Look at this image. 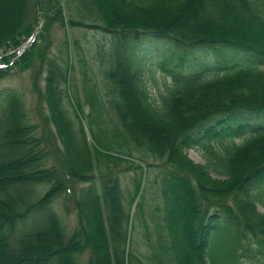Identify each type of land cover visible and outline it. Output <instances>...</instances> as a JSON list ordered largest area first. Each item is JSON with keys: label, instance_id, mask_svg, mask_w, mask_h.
<instances>
[{"label": "trees", "instance_id": "1", "mask_svg": "<svg viewBox=\"0 0 264 264\" xmlns=\"http://www.w3.org/2000/svg\"><path fill=\"white\" fill-rule=\"evenodd\" d=\"M74 28L110 36L96 52L104 85ZM150 56L170 78L157 97ZM27 71L32 112L19 90L0 94V264H264V0H0V81ZM150 158L162 206L148 220ZM68 204L73 230L57 208ZM137 215L148 263L132 245Z\"/></svg>", "mask_w": 264, "mask_h": 264}, {"label": "rangeland", "instance_id": "2", "mask_svg": "<svg viewBox=\"0 0 264 264\" xmlns=\"http://www.w3.org/2000/svg\"><path fill=\"white\" fill-rule=\"evenodd\" d=\"M64 31L61 28H58L56 30V44L53 48V54L55 56H62L66 58L65 53H61V50H64L63 46L61 45L62 41L64 40ZM69 35L71 37V40H79L81 46L84 47V56L81 55V59L83 60L86 58L87 63L94 64L93 68V74L94 77L98 80L99 84L102 86L104 85L103 80V69L100 65V60L96 59V52L98 51V48H102L105 50H108L110 47V41L111 38L109 35H106L100 31H94L90 29H81V28H74L69 29ZM144 45L151 48V50L158 51V54L163 52V46L162 43L144 40ZM89 50V52H88ZM101 50V49H100ZM106 54L108 52H105ZM157 56V55H156ZM176 55H174V60H176ZM214 54L208 53L207 55H204L201 57L203 61H209L214 60ZM73 58H74V64H75V71L73 73V92L80 93V96L83 98V71H84V65L83 63H79V56L76 55L75 52H73ZM150 63L149 68H151L152 72L155 74V77L157 79V84H155L153 81L151 82V90L155 97L158 96L159 92L163 90L164 83L170 82V78L168 77L167 73H165L164 69L160 65L159 59H156L154 56H150ZM192 58V56H191ZM190 60V58H189ZM167 67H170V64L167 65ZM32 71H27L24 73H18L12 76H9L8 78L4 79L3 81H0V94L3 93L6 90L16 89L19 90L24 100L27 101L28 107L30 111L32 112L35 108L34 103V94L32 92L33 82H32ZM88 110V107L85 108ZM87 125L86 121H84ZM87 130L89 132V128L87 126ZM90 133V132H89ZM137 154V153H136ZM189 156L192 160H194L197 163H205V152L204 150L200 148H195L190 150ZM137 158H139L138 155H136ZM137 160V159H135ZM139 161V160H137ZM149 162L152 164L151 167L147 168V174L145 177V182L143 185L144 188V211H145V218L148 220H151V216H157L158 212L155 211L156 205H161V198L158 196L160 191V185H161V168L157 167V165L160 164L159 161H154L153 159H149ZM140 172V171H138ZM134 174H136L135 171L130 173H122L123 179H122V185L124 190V196L126 199V204L128 205V200L130 193L134 191L135 189V182H134ZM70 209L69 213H66L64 209L58 208L59 213L62 214L64 222H66L69 229L73 230L76 226L77 219H76V212L74 210V206L72 204H68ZM135 212V209L133 210ZM140 215H137L135 222H134V230L132 232V245L133 249L135 250L136 254L140 256V259L148 263V252H149V241L148 237L146 235V230L144 223H142V220H140ZM153 224V222H152ZM152 230H154V225L150 226ZM154 237H156L154 235ZM84 263L86 262L85 256L81 258Z\"/></svg>", "mask_w": 264, "mask_h": 264}, {"label": "water", "instance_id": "3", "mask_svg": "<svg viewBox=\"0 0 264 264\" xmlns=\"http://www.w3.org/2000/svg\"><path fill=\"white\" fill-rule=\"evenodd\" d=\"M42 24H43V20L41 21L37 31L34 33V35L32 36V38L26 43L24 44L21 48H20V51L21 52H24L33 42L34 38L36 37L37 33H38V30L42 27Z\"/></svg>", "mask_w": 264, "mask_h": 264}]
</instances>
